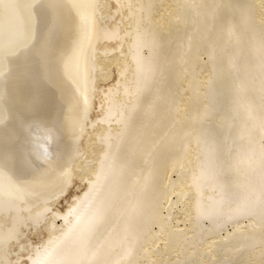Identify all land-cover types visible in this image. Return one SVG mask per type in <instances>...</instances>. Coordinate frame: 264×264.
<instances>
[{
    "label": "bare ground",
    "instance_id": "obj_1",
    "mask_svg": "<svg viewBox=\"0 0 264 264\" xmlns=\"http://www.w3.org/2000/svg\"><path fill=\"white\" fill-rule=\"evenodd\" d=\"M0 264H264V0H0Z\"/></svg>",
    "mask_w": 264,
    "mask_h": 264
},
{
    "label": "rangeland",
    "instance_id": "obj_2",
    "mask_svg": "<svg viewBox=\"0 0 264 264\" xmlns=\"http://www.w3.org/2000/svg\"><path fill=\"white\" fill-rule=\"evenodd\" d=\"M111 78L107 81V82H103V83H100V85H106V86H108V85H111V84H113L114 82H115V80H116V68H111ZM94 115V114H93ZM77 186H80V184H79V182L78 181H76L75 182V184L74 185H72V187L69 189V191L66 193V195L64 196V197H62L61 199H59L56 203H55V205H54V208L56 209H58V210H63V208L65 207V202L69 199V197H68V195H73V193H75L76 192V187ZM66 197H68V199H66ZM64 199H66V201H64ZM178 207V208H177ZM176 207V209L174 210V214H176V218H177V220H179V219H181L180 217H182L180 214H178L177 213V211H178V209L180 208V206H177ZM179 218V219H178ZM180 226H181V224H179ZM34 237H36V236H34ZM32 237H30V240L32 241V242H38L39 241V239H40V236L38 235V241H36V239H31Z\"/></svg>",
    "mask_w": 264,
    "mask_h": 264
}]
</instances>
